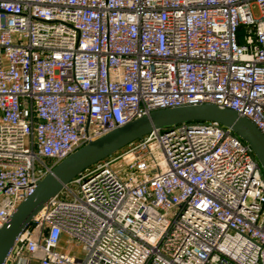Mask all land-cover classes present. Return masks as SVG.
Wrapping results in <instances>:
<instances>
[{
  "label": "built area",
  "instance_id": "1",
  "mask_svg": "<svg viewBox=\"0 0 264 264\" xmlns=\"http://www.w3.org/2000/svg\"><path fill=\"white\" fill-rule=\"evenodd\" d=\"M207 104L264 135V0H0V228L89 142ZM33 220L4 264H264L263 169L219 123L156 129Z\"/></svg>",
  "mask_w": 264,
  "mask_h": 264
},
{
  "label": "water",
  "instance_id": "2",
  "mask_svg": "<svg viewBox=\"0 0 264 264\" xmlns=\"http://www.w3.org/2000/svg\"><path fill=\"white\" fill-rule=\"evenodd\" d=\"M212 121L233 130L241 140L249 144L264 174V135L244 116L215 105H190L173 109H159L139 118L104 137L91 141L68 158L59 162L44 179L38 182L36 192L21 202L17 211L0 228V264H4L17 239L50 200L55 198L76 176L106 158L122 151L156 129H169L179 124H200Z\"/></svg>",
  "mask_w": 264,
  "mask_h": 264
},
{
  "label": "rangeland",
  "instance_id": "3",
  "mask_svg": "<svg viewBox=\"0 0 264 264\" xmlns=\"http://www.w3.org/2000/svg\"><path fill=\"white\" fill-rule=\"evenodd\" d=\"M252 8H253L254 17L255 18H259L260 15H261L260 8L257 6V4L256 5H253ZM73 249H74V247L71 248L69 251H72Z\"/></svg>",
  "mask_w": 264,
  "mask_h": 264
},
{
  "label": "crops",
  "instance_id": "4",
  "mask_svg": "<svg viewBox=\"0 0 264 264\" xmlns=\"http://www.w3.org/2000/svg\"><path fill=\"white\" fill-rule=\"evenodd\" d=\"M65 247H66L65 242H62V249H63L64 251H66L67 253H68V252H71V251H69V250H66ZM31 264H40V263L37 262V261H34V262H32Z\"/></svg>",
  "mask_w": 264,
  "mask_h": 264
}]
</instances>
